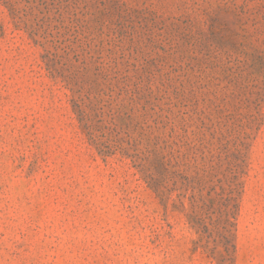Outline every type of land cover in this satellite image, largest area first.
I'll use <instances>...</instances> for the list:
<instances>
[{"label":"rangeland","instance_id":"1","mask_svg":"<svg viewBox=\"0 0 264 264\" xmlns=\"http://www.w3.org/2000/svg\"><path fill=\"white\" fill-rule=\"evenodd\" d=\"M0 264H264V0H0Z\"/></svg>","mask_w":264,"mask_h":264}]
</instances>
